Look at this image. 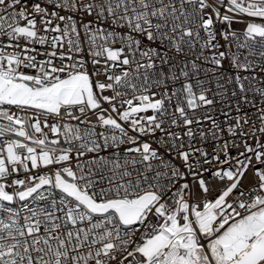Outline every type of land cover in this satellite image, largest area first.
Here are the masks:
<instances>
[{
	"label": "snow or ice",
	"instance_id": "snow-or-ice-1",
	"mask_svg": "<svg viewBox=\"0 0 264 264\" xmlns=\"http://www.w3.org/2000/svg\"><path fill=\"white\" fill-rule=\"evenodd\" d=\"M0 264H264V0H0Z\"/></svg>",
	"mask_w": 264,
	"mask_h": 264
}]
</instances>
